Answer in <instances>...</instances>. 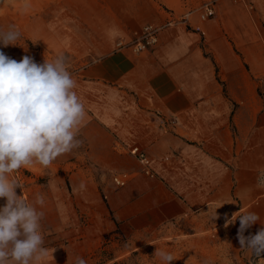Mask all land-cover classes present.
<instances>
[{
	"label": "crops",
	"instance_id": "obj_1",
	"mask_svg": "<svg viewBox=\"0 0 264 264\" xmlns=\"http://www.w3.org/2000/svg\"><path fill=\"white\" fill-rule=\"evenodd\" d=\"M78 8L63 12L67 24L53 19L59 24L51 37L34 28L36 41L56 54L93 59L72 77L86 111L78 135L83 151H71L76 160L106 166L128 153L139 164L131 154L135 147L151 160L155 177L143 174L139 164L148 189L133 186L131 204H125L131 208L118 221L135 231L142 220L184 219L233 197L242 207L256 202L264 211V187H257L264 170V0H219L216 15L201 24L204 35L195 30L197 10L182 21L192 10L180 16L166 12L167 18L150 0H109L105 12L98 9L90 17ZM88 19L96 23L86 25ZM145 25L160 29L157 45L141 54L116 48ZM34 29L27 27L28 34ZM71 165L73 194H93L98 187L89 169ZM55 176L46 186L51 198L68 193L62 175ZM143 195L155 201L142 205ZM4 204L0 198V207ZM69 206L63 202L60 211ZM47 228H42L45 246L50 236L67 235L64 227ZM47 248L43 264H52L59 250Z\"/></svg>",
	"mask_w": 264,
	"mask_h": 264
},
{
	"label": "rangeland",
	"instance_id": "obj_2",
	"mask_svg": "<svg viewBox=\"0 0 264 264\" xmlns=\"http://www.w3.org/2000/svg\"><path fill=\"white\" fill-rule=\"evenodd\" d=\"M108 1L1 0L0 28L15 25L21 37L17 45L7 47L0 45V51L17 61L26 55L30 56L38 64L43 63L45 59L51 62L57 56L64 55L67 70L73 77L80 68L93 59L89 56L76 59L73 53L56 54L44 49L36 41L35 29L51 37L58 22L62 25L67 24L63 15L66 9L80 6L78 9L84 11V16L90 17V13L98 9L100 12H105L103 9L107 8ZM205 2L206 0H150L158 13H162L167 18L169 15L166 12H175L180 16L188 10L201 9ZM218 3L219 0L216 4ZM25 4L28 5L26 9L23 7ZM71 13L74 14L73 11ZM138 15L143 16V13ZM53 19L58 22H53ZM84 22L86 25L91 22L96 23L90 19ZM27 27L35 28L30 35ZM65 30L62 27L61 33ZM73 39L75 40L74 37ZM75 43V47H85L82 43ZM78 150L82 152V146ZM59 160H62L61 165H57ZM84 160H76L75 155L69 152L59 156L46 168L33 163L15 171L19 173V177L15 179L23 185V190L16 189L17 195L26 196L34 204L37 195L44 198L42 206L35 205L38 211L44 213L41 228L44 226L48 229L47 226L52 225L56 228L64 227L67 231V235L50 236V240L48 238L50 244L45 247L55 245L59 250V255L50 258L52 264H74L77 256L83 258L86 264H165L159 256H154L156 250L171 253L175 258L171 264H249L250 253L241 249L237 239L239 220L226 228L225 216L231 219L233 213H237V216L247 212L258 214L260 221L244 233L245 236L255 235L264 227V211L260 209L258 203L254 202L251 206L242 207L239 199L233 197L227 205L215 206L208 211H193L184 219L152 222V224L142 220L141 228L134 231L131 224L118 221L117 217L119 214H125V208L130 207L128 204L132 201L133 186L140 185L145 191L148 189V180L140 174L138 162L128 153L106 166L95 162L90 164ZM72 163L89 169L98 187L93 194L77 196L73 194L75 182L71 181L68 170L74 169L75 165H71ZM58 172L62 175L61 183L68 193L51 198L46 195L48 192L46 186L51 180L54 181L53 176H58ZM121 173H127L133 178L123 190L117 188L112 181L115 175ZM9 179H13L11 174ZM38 185L41 189L37 190ZM148 199L143 195L140 199L141 204L143 205ZM2 201L6 202V198H2ZM154 201V198H151L146 204ZM63 202L70 205L66 213L60 211ZM126 203L128 204L125 206ZM215 212L219 218L214 221ZM252 259L254 264H264V254L259 258L253 256Z\"/></svg>",
	"mask_w": 264,
	"mask_h": 264
},
{
	"label": "clouds",
	"instance_id": "obj_3",
	"mask_svg": "<svg viewBox=\"0 0 264 264\" xmlns=\"http://www.w3.org/2000/svg\"><path fill=\"white\" fill-rule=\"evenodd\" d=\"M20 37L15 25L0 28L4 47L17 45ZM66 63L64 55L38 64L30 56L17 61L0 51V198H6L0 207V264H43L50 251L41 228L44 213L35 206H42L44 198L37 195L35 204L26 202L16 192L23 185L9 175L33 163L46 168L59 156L81 147L78 135L86 111ZM257 187H264V170L258 175ZM218 218L215 212L214 221ZM237 219V239L241 249L250 253L249 264H254L252 257L264 254V227L255 235H244L260 221L254 212L233 213L231 219L225 216L224 226ZM154 256L165 264L175 259L159 250ZM74 264L86 261L77 256Z\"/></svg>",
	"mask_w": 264,
	"mask_h": 264
},
{
	"label": "built area",
	"instance_id": "obj_4",
	"mask_svg": "<svg viewBox=\"0 0 264 264\" xmlns=\"http://www.w3.org/2000/svg\"><path fill=\"white\" fill-rule=\"evenodd\" d=\"M216 2L217 0H206L201 9L196 11L199 16V23L195 30L200 32L202 35L205 34V31L202 29L201 24L205 23L216 15ZM192 14L193 11L188 12L182 21L189 19ZM159 30L160 29L154 25H145L136 38L131 41L120 40L117 42L116 48L119 50L131 49L136 54L147 52L151 47L159 43ZM131 154L139 161L141 172L147 177L154 178L155 173L152 170L151 160L146 155V153L143 150L135 147L131 149ZM11 175L13 179H15V177H19L18 172H13ZM130 179V175L123 173L115 175L112 181L118 187H125Z\"/></svg>",
	"mask_w": 264,
	"mask_h": 264
},
{
	"label": "bare ground",
	"instance_id": "obj_5",
	"mask_svg": "<svg viewBox=\"0 0 264 264\" xmlns=\"http://www.w3.org/2000/svg\"><path fill=\"white\" fill-rule=\"evenodd\" d=\"M1 1V0H0Z\"/></svg>",
	"mask_w": 264,
	"mask_h": 264
}]
</instances>
